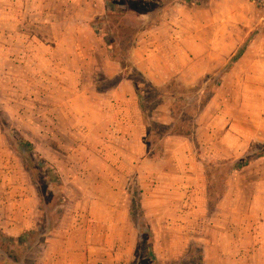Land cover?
<instances>
[{
	"label": "rangeland",
	"instance_id": "obj_1",
	"mask_svg": "<svg viewBox=\"0 0 264 264\" xmlns=\"http://www.w3.org/2000/svg\"><path fill=\"white\" fill-rule=\"evenodd\" d=\"M100 2L105 0H0V218L16 216L15 200L26 193L35 200L30 229L18 226L21 233L9 235L0 228V264H59L63 256L59 238L46 239L60 228L64 186L52 164L44 166L31 156L21 136L42 127L45 116L57 119L58 104L70 99L79 80L82 87L94 82L102 90L120 77L137 92L150 158L164 154L168 137L189 138L207 194V217L193 228L207 223V228L227 231L224 246L236 259L240 230L254 225L248 218L252 195L264 186V0H131L116 4L115 12L136 9L112 16L94 13ZM112 21L133 29L119 33L117 59H128L127 34L135 46L145 31L169 23L171 28L158 29L161 43L167 31L184 39L171 47L174 75L156 85L130 63L118 74L106 64L96 70L98 59L92 53L100 56L99 39L88 25L100 24L107 31ZM77 46L80 59L74 54ZM78 66L80 79L69 75ZM245 159L247 164L237 168ZM139 197L140 190L132 186V222L140 239L125 264H201L200 240L190 241L189 252L172 260H156ZM183 224L177 221L172 227L185 228ZM179 243L182 249L184 242Z\"/></svg>",
	"mask_w": 264,
	"mask_h": 264
},
{
	"label": "crops",
	"instance_id": "obj_2",
	"mask_svg": "<svg viewBox=\"0 0 264 264\" xmlns=\"http://www.w3.org/2000/svg\"><path fill=\"white\" fill-rule=\"evenodd\" d=\"M104 8V2L96 3L94 13L101 14ZM162 24L163 27L145 31L130 48L127 59L132 68L156 85L174 75L175 70L171 71L169 64L171 47H179V40L184 42L167 31L161 43L158 29L171 28L167 22ZM88 30L94 33L91 25ZM192 35L190 38L194 39ZM97 37L100 56L92 53L100 62L96 70L102 71L104 64L116 69L117 74L124 70L108 59L105 43L102 37ZM74 54L80 59L81 47L77 46ZM180 54L185 58L187 52ZM69 75L82 78L81 66L70 69ZM79 84L71 90L69 100L58 104L57 119L45 116L42 127L37 126L27 137L22 135L53 165L64 186L60 228L46 239L52 242L50 239L59 238V252L63 254L59 264H125L128 261L140 239L132 222L130 190L134 185L140 190L138 205L150 223L156 260H172L181 252H189L190 241L200 240L201 264H231V261L264 264V186L252 195L248 218L254 225L240 230L241 242L236 240L234 244L236 255H240L231 260L228 255L231 251L227 252L224 246L227 231L212 230L207 228V223L197 230L193 228L194 222L207 217V194L201 181L203 172L196 163L189 138L168 137L164 154L152 159L144 141L147 123L131 82L120 77L113 86L102 90L94 82L86 87ZM53 141H56L54 147ZM15 202L16 216L0 218L1 230L9 235H18L33 225L32 194L26 193ZM19 217L22 221L16 223ZM177 221H186L185 228L172 227ZM179 242H184L182 249Z\"/></svg>",
	"mask_w": 264,
	"mask_h": 264
},
{
	"label": "trees",
	"instance_id": "obj_3",
	"mask_svg": "<svg viewBox=\"0 0 264 264\" xmlns=\"http://www.w3.org/2000/svg\"><path fill=\"white\" fill-rule=\"evenodd\" d=\"M140 1H144V0H140ZM131 3V0H105L104 2V14L105 15H115V13H126V11L128 9H136V8H123L122 10L120 9H117L116 12H115V9L114 6L117 4V5H127V4H130ZM136 2H134L133 4H135ZM103 14V15H104ZM102 16V15H101ZM99 18V16H96V19ZM100 25V24H99ZM99 25H96V24H91V28L92 30L94 31V33L97 35V36H101L104 43H105V46H106V52H107V57L108 59H110L111 61H114L116 63L119 64L120 68L121 69H125V68H128L129 64L127 62V59L126 58H116L115 57V46L117 45V38L120 36L119 33H122L121 31H132L133 29L131 27H127L125 26L124 24L122 23H118L116 21H112V23H110L108 25V27H106L107 31H105L102 27H100ZM132 40H134L133 38V35L131 34H127V41L128 44H127V50H129L130 48H132L134 46V44L132 43ZM120 44V42H119ZM21 140L22 142L25 144V146L27 147L26 150H28L31 154V156H36L38 158H40V163H43L44 166L48 165V166H51V164L46 161L44 158H42L35 150H34V147L32 145L31 142H29L26 138H24L23 136H21ZM247 159H245L243 162H241L240 164L237 165V168H242L244 167L246 164H247ZM2 234V232H1ZM0 234V235H1Z\"/></svg>",
	"mask_w": 264,
	"mask_h": 264
}]
</instances>
